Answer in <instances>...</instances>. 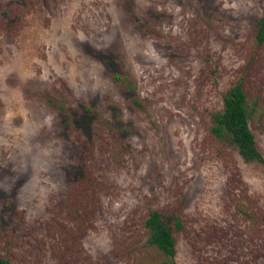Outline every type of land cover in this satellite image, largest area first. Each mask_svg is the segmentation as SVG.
<instances>
[{"label": "rangeland", "instance_id": "1", "mask_svg": "<svg viewBox=\"0 0 264 264\" xmlns=\"http://www.w3.org/2000/svg\"><path fill=\"white\" fill-rule=\"evenodd\" d=\"M263 15L264 0H0V254L166 264L144 227L159 210L183 223L176 264H264V164L211 133L242 82L264 156Z\"/></svg>", "mask_w": 264, "mask_h": 264}, {"label": "trees", "instance_id": "2", "mask_svg": "<svg viewBox=\"0 0 264 264\" xmlns=\"http://www.w3.org/2000/svg\"><path fill=\"white\" fill-rule=\"evenodd\" d=\"M256 41L258 45H264V15L257 25ZM116 80H120L119 76ZM136 105L141 107L138 102ZM253 112L244 84L238 82L223 96V109L212 114L211 133L216 139L232 144L246 163L264 164V156L251 128ZM144 227L149 233L148 244L163 253L167 258L166 264H176L177 240L174 229L178 232L183 230L181 218H165L161 211L153 210L147 215ZM0 264L14 263L0 254Z\"/></svg>", "mask_w": 264, "mask_h": 264}]
</instances>
